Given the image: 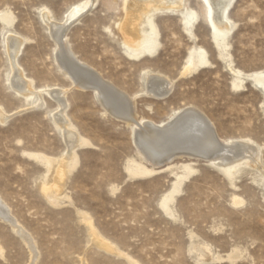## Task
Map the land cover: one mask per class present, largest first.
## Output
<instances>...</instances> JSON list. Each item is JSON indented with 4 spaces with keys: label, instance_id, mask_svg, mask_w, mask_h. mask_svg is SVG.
Wrapping results in <instances>:
<instances>
[{
    "label": "rangeland",
    "instance_id": "1",
    "mask_svg": "<svg viewBox=\"0 0 264 264\" xmlns=\"http://www.w3.org/2000/svg\"><path fill=\"white\" fill-rule=\"evenodd\" d=\"M84 1L0 0V109L8 116L0 119V196L34 237V264H264V92L250 78L233 87L234 73L212 42L204 3L186 0L180 8L153 11L161 45L140 60L129 58L121 44L123 0H95L65 34L80 62L135 98L138 118L165 121L193 106L222 139L251 140L260 165L245 161L231 177L205 158L151 163L139 152L129 122L106 112L94 89L72 83L55 58L56 43L42 14L50 11L60 20ZM188 12H195L190 32L182 20ZM4 13L11 24L2 20ZM229 15L233 67L245 74L264 69V0H235ZM12 34L25 39L18 62L41 91V107L30 105L9 82L5 39ZM193 46L207 50L210 64L184 74ZM146 71L173 81L166 97L145 93ZM54 86L66 89V113L88 141L76 149L77 163L57 204L42 192L53 183L57 162L48 172L36 157L58 160L66 154L53 118L57 102L45 91ZM137 165L152 171L133 176L128 168ZM178 182L167 211L163 199ZM83 214L122 254L94 244ZM0 242V264H31L28 246L2 220Z\"/></svg>",
    "mask_w": 264,
    "mask_h": 264
},
{
    "label": "bare ground",
    "instance_id": "2",
    "mask_svg": "<svg viewBox=\"0 0 264 264\" xmlns=\"http://www.w3.org/2000/svg\"><path fill=\"white\" fill-rule=\"evenodd\" d=\"M201 1L204 3L203 10L205 16L213 26V30L211 31L212 42L215 44L216 49H218L219 56L227 62L226 66L234 73L233 87L240 88L244 86L245 79L250 78L254 85L264 92V69L245 74L242 71L236 70L232 64L233 61L230 60L227 37L233 30L234 24L229 15V9L235 0ZM94 2L95 0H85L84 2L76 3L69 8L66 14L64 13L65 16L60 20L53 18L50 11H45L42 14L52 39L54 38L56 43L55 58L74 85L81 88L94 89L106 112L129 122L132 126L133 140L145 159L158 165L177 156H183V158L184 156L205 158L217 163L228 177H231L238 166L245 161L260 165L258 161L259 149L252 144L251 140L222 139L211 120L201 110L193 106L175 110L168 120L165 121L156 122L145 117L138 118L135 111L134 97H130L119 87L105 80L99 72L89 65L80 62L71 48L65 33L69 26L81 18L85 10L92 6ZM123 2L125 15L124 19L118 24L123 37L121 44L125 54L129 58L140 60L154 56L161 45L159 40L160 32L152 17L153 11L177 9L185 6L186 0H123ZM194 14L195 12H188L182 18L185 30L188 32L194 26V21H192ZM1 18L6 24L12 23V17L8 13L2 14ZM24 41L23 37L15 34L8 35L5 39L11 67L9 82L19 94L31 101L30 105L35 104L37 107H41L44 103L41 91L25 75L23 68H21L18 62V56L22 50ZM209 64L210 60L207 50L201 46H193L187 56L183 73L196 71ZM144 75L145 93L154 95L157 99L158 97H166L169 94L173 81L169 80L168 77L154 74L150 71H146ZM45 91L57 102L53 118L66 143V154L58 160L43 156L42 154L36 155V157L41 159V162L47 167L48 172L52 170L57 162L53 183L51 185L44 184L42 187L45 197L51 203L57 204L59 203V194L64 179L77 163L78 155L76 149L80 145L88 143V141L79 134L66 113L68 106L66 89L54 86L45 89ZM6 118L8 116L0 109V119ZM188 166L186 165L184 168L189 170ZM128 169L133 176L152 171L142 165L133 166V168ZM178 184L179 182L175 183L172 193L163 199V206L167 211L169 209L168 203L173 199V193L179 189ZM86 216L83 214V219L90 227L94 244L106 251L122 254L118 247H114L115 245L113 246L105 240L101 236L102 234H99V231L97 232L94 229L90 218ZM0 220L9 224L13 231L26 243L31 252V264H34L39 257L34 237L26 230L18 218L13 215L9 205L1 196ZM2 251L3 245L0 242V252ZM130 261L136 263L133 260Z\"/></svg>",
    "mask_w": 264,
    "mask_h": 264
},
{
    "label": "water",
    "instance_id": "3",
    "mask_svg": "<svg viewBox=\"0 0 264 264\" xmlns=\"http://www.w3.org/2000/svg\"><path fill=\"white\" fill-rule=\"evenodd\" d=\"M117 117V116H116ZM119 118V117H118Z\"/></svg>",
    "mask_w": 264,
    "mask_h": 264
}]
</instances>
